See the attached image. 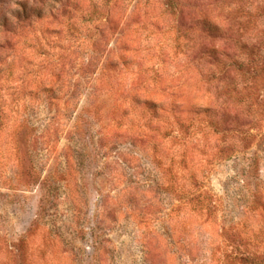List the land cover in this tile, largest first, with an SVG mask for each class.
Here are the masks:
<instances>
[{
    "label": "rangeland",
    "instance_id": "1",
    "mask_svg": "<svg viewBox=\"0 0 264 264\" xmlns=\"http://www.w3.org/2000/svg\"><path fill=\"white\" fill-rule=\"evenodd\" d=\"M0 264H264V0H0Z\"/></svg>",
    "mask_w": 264,
    "mask_h": 264
}]
</instances>
